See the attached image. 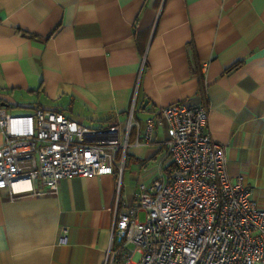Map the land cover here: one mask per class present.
Wrapping results in <instances>:
<instances>
[{"label":"crops","instance_id":"crops-1","mask_svg":"<svg viewBox=\"0 0 264 264\" xmlns=\"http://www.w3.org/2000/svg\"><path fill=\"white\" fill-rule=\"evenodd\" d=\"M135 95L136 118L183 101L209 107L231 179L264 210V0H0V108L98 128L126 124ZM166 135L146 146L133 129L121 188L115 173L63 179L56 194L0 189V264H104L118 193L131 202L171 163Z\"/></svg>","mask_w":264,"mask_h":264},{"label":"built area","instance_id":"built-area-1","mask_svg":"<svg viewBox=\"0 0 264 264\" xmlns=\"http://www.w3.org/2000/svg\"><path fill=\"white\" fill-rule=\"evenodd\" d=\"M136 98L126 124L98 128L58 110L14 115L1 107L0 189L11 199L56 194L63 179L115 173L121 188L133 129L135 143L147 146L165 127L171 163L131 202L118 193L104 264H264V210L242 177L231 179L225 147L209 130L210 108L174 103L142 131Z\"/></svg>","mask_w":264,"mask_h":264},{"label":"rangeland","instance_id":"rangeland-1","mask_svg":"<svg viewBox=\"0 0 264 264\" xmlns=\"http://www.w3.org/2000/svg\"><path fill=\"white\" fill-rule=\"evenodd\" d=\"M26 109L21 108H15L12 109L11 112H13L15 115H22L30 113L31 111H25ZM137 118L140 119L141 124H143V120L145 119V114H137ZM156 165L155 161L150 162L148 168L146 170H139V167L137 166L135 173L133 174L134 179H138L140 177L139 181L141 182L143 180V177H145L149 174V171ZM144 172V173H143ZM143 173V174H142ZM141 175V176H140ZM133 178H130L129 175L125 176V186H127V192L133 194L135 191L136 182L131 181ZM138 181V182H139ZM144 181V180H143ZM141 219H144V213H141Z\"/></svg>","mask_w":264,"mask_h":264},{"label":"trees","instance_id":"trees-1","mask_svg":"<svg viewBox=\"0 0 264 264\" xmlns=\"http://www.w3.org/2000/svg\"><path fill=\"white\" fill-rule=\"evenodd\" d=\"M240 65H241L240 63L233 65L232 67H230V68L228 69V72H231L233 69L238 68ZM144 109H145V108H144Z\"/></svg>","mask_w":264,"mask_h":264}]
</instances>
